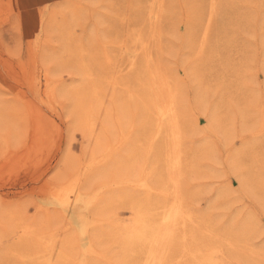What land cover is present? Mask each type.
Returning a JSON list of instances; mask_svg holds the SVG:
<instances>
[{"label":"rangeland","instance_id":"374dc122","mask_svg":"<svg viewBox=\"0 0 264 264\" xmlns=\"http://www.w3.org/2000/svg\"><path fill=\"white\" fill-rule=\"evenodd\" d=\"M167 162L159 264H264V0H0V264H143Z\"/></svg>","mask_w":264,"mask_h":264},{"label":"bare ground","instance_id":"6f19581e","mask_svg":"<svg viewBox=\"0 0 264 264\" xmlns=\"http://www.w3.org/2000/svg\"><path fill=\"white\" fill-rule=\"evenodd\" d=\"M155 18L156 17H153V20ZM158 73L159 72H157V74ZM159 80H157V83ZM159 82L160 83L158 84L154 82L156 84L155 86L152 83L154 101H160L159 105L156 106L157 111H155V131L158 133L162 129L159 128L165 126L168 131V138L170 139H168L167 144L169 145L171 143L174 145L177 143L175 145L177 146L178 142L175 138L177 139L178 136V118L175 109V97L166 86L165 81L160 80ZM167 163L168 183L171 184L172 190L170 192L163 191L164 205L161 206V212L157 216L159 224L146 234L147 241L145 240L146 242L141 245V249L145 255V259L142 261L143 264H159L163 258L162 255L167 250L169 242L172 240L174 232L180 227L182 230H185L187 224L186 222L193 221L189 212L184 209L181 199V185L179 179L177 178L180 170V164L177 162Z\"/></svg>","mask_w":264,"mask_h":264}]
</instances>
